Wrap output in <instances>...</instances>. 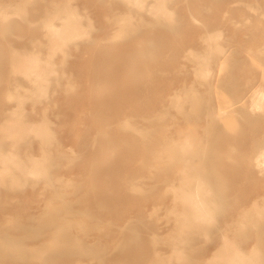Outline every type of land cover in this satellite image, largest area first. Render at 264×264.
<instances>
[{
    "label": "rangeland",
    "instance_id": "1",
    "mask_svg": "<svg viewBox=\"0 0 264 264\" xmlns=\"http://www.w3.org/2000/svg\"><path fill=\"white\" fill-rule=\"evenodd\" d=\"M154 1L0 0V128L13 108L23 119L45 122L52 135L48 144L34 131L17 140L0 130V151L13 150L20 159L42 154L44 146L51 178L24 179L2 170L0 162V238L24 250L0 264H219L209 257L243 218L218 215L208 233L178 241L164 186L162 130L180 113L173 107L167 113L166 96L184 73L193 72L195 55L218 54L223 64L209 63L221 74L215 85L231 73L238 85L225 93L213 90L214 106L225 107L222 129L200 142L212 148V164L231 166L232 177H220L222 199L236 205L245 192L254 195L260 176L245 174L244 162L257 119L247 117L249 98L240 100L239 93L256 80L264 83V0H164L170 14L155 13ZM63 6L78 17L80 35L54 50L45 23L49 17L61 24L56 15L65 16ZM217 43L222 52L215 51ZM27 53L46 68L44 81L19 66ZM234 58L243 67L231 66ZM195 132L208 135L204 127ZM255 221L240 245L264 256V220ZM61 229L80 245L50 256L62 242Z\"/></svg>",
    "mask_w": 264,
    "mask_h": 264
},
{
    "label": "bare ground",
    "instance_id": "2",
    "mask_svg": "<svg viewBox=\"0 0 264 264\" xmlns=\"http://www.w3.org/2000/svg\"><path fill=\"white\" fill-rule=\"evenodd\" d=\"M128 1H131L138 6H143L145 0ZM64 9H62L61 13L66 11V9L65 11ZM151 9L155 13L160 12V14H170L169 10L164 6V0H155L151 5ZM22 10H19V12L24 13V10ZM12 12L11 15L15 14L14 11ZM16 13L18 12L16 11ZM64 14L65 16L56 15L58 18L62 19L61 24L52 23L49 17L48 19L50 21L47 20L49 22L45 23V27L50 31L52 47L53 49L55 48L54 50L59 48L60 44L65 43L68 39L80 35L79 29L81 27L79 26L78 17L72 13L69 14L67 11ZM220 31L210 35L209 38H212L213 41L214 39L217 40L220 36ZM214 49L217 52H222L223 46L217 43L214 45ZM259 50L262 51L263 48H260ZM28 53L27 55L23 54L25 59L19 66L23 69V72L25 71L24 73L27 76L35 74L39 82L41 80L44 81L45 76H42V72L46 68H43L39 64L38 61L41 60H38L34 54ZM47 55L48 54H46V56ZM23 56L21 55V58ZM192 59L196 65L193 72H191V74L184 73L183 76L180 77L179 83L170 87L166 96V105L169 107L167 113L172 115L171 107L175 108L177 113H180L179 120L177 122L168 121L162 130L166 159L164 186L165 192L171 201V211L175 213L178 222L177 239L181 243L186 242V237H190L194 234L202 232L205 234L208 233L210 230L209 228H211L212 224L216 222L215 220H217L218 215L231 217L233 219L235 217H241L243 219H239L238 223H235L236 225L230 229L232 235L224 236L221 249L218 250L214 256L212 255V257H209V259L212 258V260L219 262V264H264V256L260 251L252 247L244 249L240 245L241 242H244L247 239L246 236L252 226L256 225L255 220H260L261 218L264 220V83L256 80L251 85H248L243 92L239 93L240 100L249 98L247 117L257 119L256 124L250 126L249 129L252 138L249 141L247 147L248 153L245 156L244 163L248 165V167L245 168V174L256 172L255 174L259 175L260 179L256 185L258 191L254 195L245 192L243 195L244 197H242L239 203L233 205L225 199H222L220 194V191L223 189L220 184V177L224 175L232 177L231 174L227 172L230 171L231 166L218 161L212 164V148L206 147L204 144L203 146L200 140L205 142L203 138L206 139L211 137L212 135L219 133L220 129H222L219 125V120L220 117L225 114V107H222V104H220L221 107L214 106L211 97L214 94L213 90L218 91L219 93L220 90L224 91V93L225 91H234L238 85L236 80L237 77L232 78L233 75L231 73V76L223 82L222 86H216L215 82L221 79V74L218 72V69L213 68L209 63L213 59L215 60L216 65L218 61L220 64H223L221 58L218 57V54L212 55L201 53L195 55ZM240 61V58H234L230 64L233 67H243L240 65ZM43 62H45V59ZM20 67L17 68L16 66L17 69L14 67L13 70L15 69L17 71ZM23 72L21 70L20 73ZM50 72H52V70ZM52 73H54V71ZM202 87L203 89H201ZM205 93H207V95H205ZM8 95L10 96V94ZM32 95L34 94L32 93ZM16 99V101L21 100L20 98ZM20 102L21 101H19V103ZM238 106L241 105L238 104ZM239 108L240 107H237L231 112L240 111ZM7 111L9 116L4 120L3 128H0V130H3L5 135L10 139H23L26 138L29 132L34 131L33 133L40 138L41 142H47L48 144L52 143L49 142L52 139V135L49 127L46 124H43L45 122L41 123L38 121L23 119V116L15 113L13 108ZM0 127H2V125H0ZM203 127L204 132H207L208 134L204 137L203 134L201 135L195 132ZM64 147L62 146V148ZM69 149L73 150L72 147H69ZM45 151L44 146H42V154L34 155L30 153L27 156V160L20 159V157L10 149L6 152L0 151L2 170L4 169L9 172L15 170L18 173L20 172L21 175L24 176V179L26 177L27 179L28 177L36 179L45 177L47 178V183H49L51 178L49 177L50 173H48L45 164ZM174 164L176 165L175 168L173 167ZM234 170L235 169L232 168L231 172L233 174L236 173ZM220 172L221 175L219 176L218 174ZM57 179H59V177ZM234 187L232 181L229 188L233 190ZM227 225H229V222L225 220V227ZM61 228L64 227L62 226ZM59 234L63 236L62 242L56 244V247L53 249L51 248V251L49 252L50 256H52L53 251L58 255H64L68 252L71 253L74 250V247L80 245L74 237L70 236L67 232L62 231V229L59 231ZM172 246L175 247L176 245ZM177 249L178 248L173 251H176L174 253L178 256L181 250ZM23 252L24 250L18 248V244L15 240L0 238V258L20 257L23 255ZM176 260L178 259L176 258Z\"/></svg>",
    "mask_w": 264,
    "mask_h": 264
}]
</instances>
